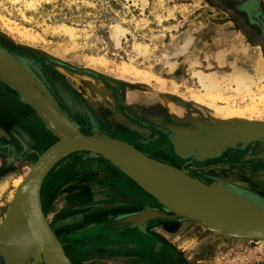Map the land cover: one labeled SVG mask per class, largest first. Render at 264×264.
Segmentation results:
<instances>
[{"label":"rangeland","instance_id":"obj_1","mask_svg":"<svg viewBox=\"0 0 264 264\" xmlns=\"http://www.w3.org/2000/svg\"><path fill=\"white\" fill-rule=\"evenodd\" d=\"M14 1L0 0L1 50L16 59L34 76L31 69L34 70L35 67L30 68L28 62L36 65L39 70H50L65 85H60L64 90L66 86H71L85 94L87 86L95 84L97 88L93 89H100L101 93L95 94L93 91L90 95L86 94L87 98L82 97L88 104L92 101L105 106L106 99L110 98L123 109L132 107V117L137 116L134 108H147L153 102L163 104L160 99L187 105L197 114L192 116L198 118L190 116L189 120L167 126L169 133L163 138L170 152L166 153L181 162H187L186 166L209 169L207 172L234 184L235 188L226 185L241 194L264 200V139L250 143L244 149L239 145L227 149L218 158L204 162H197L192 157L180 159L175 156L173 150L178 151L176 147L172 148L170 139L174 131L180 133L193 129L199 132L224 123L213 118L215 115L208 109L200 110L187 102L192 100V93L196 92V88L197 92L201 90L192 73L201 70L208 74L227 75L233 73L230 69L233 68L234 71V67L240 68L243 65L249 72L256 73L255 63L264 58V40L228 4L244 0H225L224 4L215 0H145L144 4L137 5L127 0H32L34 3L31 5H25L20 0ZM252 9L264 19V0H254ZM116 26L126 30L119 43L110 38L112 28ZM16 29L27 32L29 37L22 38ZM39 70L34 71L39 73ZM36 79L41 83L37 77ZM42 86L46 89L43 84ZM46 91L50 94L47 89ZM224 91L213 98L215 106L243 107L244 103H239L241 99ZM10 97H14L23 108L28 109L45 129L32 109L23 104L21 97L0 80V102L3 98ZM51 97L53 98L52 95ZM54 101L57 103L55 99ZM257 104L262 109V120L246 121L247 123L264 124V100ZM60 110L69 119L67 112L70 110ZM170 114L174 118L181 116ZM96 118L101 122L107 120L104 115ZM115 119L118 126L135 135H147L149 132L132 125L119 111ZM90 133L96 132L91 130ZM200 141L198 138L196 142ZM54 143L55 140L50 135L39 136V145L43 146L41 150ZM255 150L261 152H253ZM150 153L154 155L157 152ZM37 156L21 159L16 163L14 172L0 176V183L7 181L6 187L0 191V226L6 220L17 193V189L14 191L12 188V182L30 171ZM155 156L163 157L162 154ZM4 161L9 163L8 158H0V170ZM60 164L67 165L66 172L54 180L49 177L53 171L49 174L41 192V203L49 227L51 230L54 227L57 231L58 240L64 245L72 264H81V258L93 261L104 247L116 245L117 242L125 243L110 236L119 232V229L137 230L145 225L168 221L184 223L176 233H165L161 229L160 232L164 233L165 243H170L183 252L186 264H264V244L204 233L200 227L194 225L192 228L193 224L181 219H157L142 226L125 224V219L146 209L156 210L162 215H172L166 213L149 195L157 208H143L137 213L125 212L140 209L141 202H149L146 198L148 196L102 158H92L87 153H80L67 157L56 167ZM108 170L111 175H118L119 172L126 178L124 183L128 184V188L121 193L140 197V204L135 202L118 206L115 208L116 212L111 208L100 209L102 204L116 202L107 200L105 203L101 200L107 181L111 179ZM182 171L187 174V171ZM212 184L219 183L212 182L207 186ZM175 228V225L170 227L172 230ZM206 236L211 240L208 243L209 250L203 248ZM135 238L132 233L127 241H135ZM160 240L158 242H164ZM142 247L149 248V243H143Z\"/></svg>","mask_w":264,"mask_h":264},{"label":"water","instance_id":"obj_2","mask_svg":"<svg viewBox=\"0 0 264 264\" xmlns=\"http://www.w3.org/2000/svg\"><path fill=\"white\" fill-rule=\"evenodd\" d=\"M215 1L224 4L225 0ZM0 80L21 97L23 104L32 109L45 129L56 139L55 144L42 154L34 167L33 163L32 173L17 190L9 214L0 226L1 264H42V250L51 253L57 264H71L50 230L39 200L41 184L51 166L68 152L86 151L92 158L104 159L134 181L166 213L172 215H162L156 210L146 209L143 214H150L145 221L147 223L157 219L191 222L190 217L223 231L221 235L240 240L244 239L237 235L254 237L250 241L264 238V200L246 194H227L218 184L204 185L182 170L151 160L126 144H118L99 133L83 135L36 77L1 49ZM182 135L220 140V144L210 146L209 149L193 146L189 152L173 150L174 155L180 159L192 157L197 162H204L218 158L227 149L238 145L244 149L250 143L264 139V124H227L199 132L189 130ZM173 143L171 141L172 146ZM226 195L232 197L231 200L223 197ZM133 218L125 219L124 223L131 226L144 225L145 222L141 224Z\"/></svg>","mask_w":264,"mask_h":264},{"label":"flooded vegetation","instance_id":"obj_3","mask_svg":"<svg viewBox=\"0 0 264 264\" xmlns=\"http://www.w3.org/2000/svg\"><path fill=\"white\" fill-rule=\"evenodd\" d=\"M253 1L254 0H244L243 2L234 1L228 4L230 8L235 10L239 16H242L246 20L248 26L256 30L259 37L264 40V22H262L261 14L253 11ZM27 65L30 68L35 67L39 70L36 65L30 64V62H28ZM31 70L57 101L59 107L66 112L67 109L70 110L67 112L69 119L79 126L82 134L89 135L91 130H95L96 133L103 136L133 146L152 159L168 164L179 170H185L191 178L206 185L212 182H218L219 184L225 183L233 187L235 186L225 179L216 177L214 174L207 172L209 169L193 168L191 165L186 166V164H188L187 162H181L166 153L170 152V150L166 148L163 138V136L169 133L167 126L189 120L190 116L195 115L187 105L169 100L176 109L181 110L185 114H181V116L177 118L171 116L165 105L161 103L157 104V102L148 104L147 108H134L137 116L132 117L130 111L133 109L130 106L123 109L117 103H113L110 98L106 99L105 106H101L99 103H92V101L91 104H88L86 100L82 98H87L88 96H86V94L90 95L88 91L84 94L80 90L76 91L71 86H66L64 90L60 86L63 85L62 81L54 76L53 72L50 70L43 68L41 69L42 71L39 70V73L33 69ZM3 99L4 100L0 102V158H8L9 163L3 162L4 166L0 170V176L6 175L8 172H14L16 163L21 159H29L37 156L38 153H40L39 150L43 147L39 145V136L48 135L39 121L29 113L28 109L23 108L14 97ZM160 100L162 101V99ZM118 111L124 115L132 125L148 130V134L138 136L124 127L118 126L117 120L115 119V116L118 115ZM98 115L107 116V120L105 122L99 121L96 118ZM138 115L140 117H138ZM150 152H159L163 157L159 158L155 156L156 154L152 155ZM253 152L261 151L255 150ZM107 166L108 165H106V168ZM66 167L67 165L60 164L53 170L51 176H49L50 179L54 180L55 177L66 172ZM108 174L111 179L107 181L108 185L104 188L105 193H103L101 200H104L105 203H107V200H114L116 202L113 204H102L100 209L111 208V210L114 209L113 212H116L115 208L118 206L131 205L135 202L140 204L142 201L140 197H136L133 194L121 193L128 188V184L124 183L126 178L123 175L119 174V172L118 175H111L109 170ZM53 182L54 181H51V183ZM51 194L53 195V192ZM112 197L115 198L112 199ZM146 198L149 202L144 204L141 202L142 207H140V209L125 212L137 213L143 208H157L149 196ZM51 213L54 215V212ZM117 225L119 226V223H117ZM172 225L176 226L174 230L170 229ZM182 225H184V223L168 221L145 225L142 229L137 230L129 231L126 228V230L124 228L119 229V232H115L110 236L115 240L119 239V242L125 243L118 244L117 242L118 245L113 244L106 246L99 252L95 260L85 261L81 258V264H186L183 258V252L170 243H165L163 240L165 239L164 233L160 232L161 229L165 233L173 234L179 231ZM192 228H194V225H192ZM52 229L57 235V231L54 227H52ZM190 231H192V229H190ZM132 233L135 234V241L128 242V236ZM160 239L164 242H158ZM205 239L203 248L209 250L210 247L208 243L211 240L207 236ZM143 243H149V248L142 247ZM111 255L114 256L112 257Z\"/></svg>","mask_w":264,"mask_h":264},{"label":"bare ground","instance_id":"obj_4","mask_svg":"<svg viewBox=\"0 0 264 264\" xmlns=\"http://www.w3.org/2000/svg\"><path fill=\"white\" fill-rule=\"evenodd\" d=\"M20 1H23L25 3V5H31V4L34 3L32 0H30V1L29 0H20ZM127 1L134 3V5H137L138 3H141V4L142 3L143 4L145 3V0H127ZM262 20H264V19H262ZM16 30L18 31V33L19 32L21 33V34L19 33V35H21L22 38H24V39L26 38L27 39V37H29L28 36L29 34L27 32L19 31L18 29H16ZM125 33H126V30L125 29H123L121 26H116V27H113L112 28V30H111V37L110 38H112L113 41L119 43V39L121 37H124L125 36ZM8 35L10 36V33ZM31 37H33V36H31ZM32 39H34V38H32ZM185 46H186V44H185ZM218 55L220 56V54H218ZM219 56H217V57H219ZM221 56H222V53H221ZM217 57H215V59ZM217 61H219V60H217ZM221 62H222V60H221ZM196 64H198V63H196ZM191 66H192V64H191ZM236 68H238V67L236 66ZM236 68L234 67V71H233V68L230 69V70H232L233 73L232 74H227V75L226 74H219V73H209L208 74V73H205V72H203L201 70H197L194 73H192L197 78L198 81L197 80L196 81H197L198 85L200 86L201 90L197 92V88H196V92H193L192 93V100H189L187 102H190V104L193 107L197 108V109H200V110H203L202 108L208 109L210 112H212V114L215 115V116H213V118H215L216 120L223 121L224 123H226V124L219 123V124H217L218 127H220V125H227V124L236 126V125L242 124L243 122H246V121H248V122H255V121L258 122L259 121L260 122L262 120L261 119L262 109H260V107L258 106L257 103L258 102H261V100H264V58H261L260 60H258L255 63V72L256 73L249 72V70L244 65L241 66L240 68H238L237 70H235ZM34 70H36V68ZM93 87L97 88L95 84H92V86L91 85H88L86 89L88 90L89 93H93V91H95V94H97V93L100 94L101 93L100 92L101 91L100 89L99 90L98 89H95V88L93 89ZM225 88H227V89H225ZM224 90L232 93L234 95V96L232 95L233 97L236 96V98L238 97L239 99H241V101L239 100V103H241V102L244 103L243 104V107H237V106L236 107H233L230 104L229 105L232 106V107L227 106V107L222 108V107L215 106L216 104H214L213 98H215L216 96H218ZM162 103H163V105L166 106V108L169 110L170 113H172L174 115L175 114H180V115L183 114L184 115V113L181 110L176 109L175 106L168 99H165ZM192 118H198V116L197 117L196 116H192ZM203 125H198V127L203 126ZM217 125H215V127H217ZM187 131H189V129ZM190 131L193 132L194 130L193 129H190ZM183 132H185V131H183ZM183 132L181 131L179 133V132L174 131L173 132V135L170 137L171 141L174 142L172 148L174 149V147H176V150L178 152H180V153L189 152L188 150L191 147H193V146L194 147L195 146L196 147L203 146L206 149H209L210 146H213V145L216 146V145H218V144L221 143L220 140H215V139L210 138V137L199 138V139H201V141L198 143V142H196L197 141V138L196 137L189 136V135H182ZM92 134H95V133H90L89 135H85V136H90ZM109 139L114 140V141H117L118 144L121 143V145H124V146L126 144V143H123V142H121L119 140H115V139H112V138H109ZM126 146H129L130 148H133L134 150L138 151L137 149H135L131 145L126 144ZM46 149L41 154L38 153L37 159L34 162L33 167L36 165V163L38 162V159L42 156V154H44L48 150V149L47 150ZM174 151H175V149H174ZM138 152H140V151H138ZM80 153H89V152H86V151L68 152V153L64 154L63 156H61L60 158H58L54 162V164L51 166V168H50L49 172L47 173V175L45 176V178H44V180H43V182L41 184L40 190H39V200H40V204L41 205H42V203H41V200H42L41 199L42 198L41 192H42V189H43V185H44L47 177L49 176V174L64 159H66L67 157H70L72 155L80 154ZM140 153L143 154L144 156H146L147 158L151 159V160L157 161V160L152 159L151 157L147 156L146 154H144L142 152H140ZM155 154L156 155H160L159 152H157ZM105 157H107V156H105ZM107 158L110 159V160H114V161L118 162L117 160L112 159L110 157H107ZM157 162H160V161H157ZM160 163H162V162H160ZM110 166H111V168L113 167L114 169L118 170L114 166H112V165H110ZM33 167H32V169H30V171H28L26 173L25 176H21V177L17 178L16 180H14L12 182V188L14 189V191L16 189L18 190L26 182L27 178H29L30 174L32 173ZM170 167H172V166H170ZM172 168H175V167H172ZM175 169H177V168H175ZM128 179L130 181H132L130 178H128ZM132 182L134 183V181H132ZM6 185H7V181L6 182L4 181V182L0 183V191H2L6 187ZM218 187L221 188L223 190V192H225L227 194H230V195H233V194H235V195L241 194L238 191H236L235 189L231 188L230 186H228V185H226L224 183L218 184ZM138 188H140V187H138ZM184 192L186 194H189L187 189H184ZM13 196H14V194H13ZM223 197L224 198H227L229 200H231L230 198H232V197H228V195L223 196ZM41 210H43L42 206H41ZM42 213H43V211H42ZM43 216H44V218H45V220L47 222V219H46V216L44 215V213H43ZM131 217H134L133 220H135L136 222H139V223L142 224V223H144L150 217V214L149 213L143 214V212L142 213L140 212V214L134 215V216H131ZM123 219H125V218H123ZM189 219L192 220L190 222L191 224L200 227L204 233H209L211 235L223 233V231H220V230H218V229H216V228H214V227H212V226H210V225H208L206 223H203V222H201L199 220H196V219H193V218H190V217H189ZM120 222H123V221H120ZM149 222H151V221H149ZM144 224H147V222H145ZM50 230H51V228H50ZM53 234H54L55 238L58 240L57 235L54 232H53ZM237 236L239 238H242V239L247 240V241H250V240H252V238H254V237L245 236V235H237ZM256 240H257L258 243L264 244V238H257ZM59 243L61 244L60 241H59ZM61 247H62V249L64 251L65 256L67 257L66 251H65V249H64V247H63L62 244H61ZM143 251H145V250H143ZM144 255H145V253H144ZM67 259L72 264L71 260L68 257H67ZM40 260H41L42 264H57L56 261H55V259L51 255V253H49L46 250H42L41 251Z\"/></svg>","mask_w":264,"mask_h":264},{"label":"crops","instance_id":"obj_5","mask_svg":"<svg viewBox=\"0 0 264 264\" xmlns=\"http://www.w3.org/2000/svg\"><path fill=\"white\" fill-rule=\"evenodd\" d=\"M46 133L48 134V135H50L54 140H55V142H56V139L46 130ZM42 149V148H41ZM39 150V151H41V152H43L44 150Z\"/></svg>","mask_w":264,"mask_h":264}]
</instances>
